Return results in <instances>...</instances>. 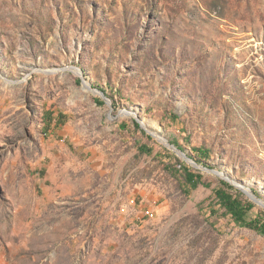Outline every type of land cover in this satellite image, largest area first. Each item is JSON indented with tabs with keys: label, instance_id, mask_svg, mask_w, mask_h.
I'll list each match as a JSON object with an SVG mask.
<instances>
[{
	"label": "rangeland",
	"instance_id": "1",
	"mask_svg": "<svg viewBox=\"0 0 264 264\" xmlns=\"http://www.w3.org/2000/svg\"><path fill=\"white\" fill-rule=\"evenodd\" d=\"M223 182L264 220V0H0V264H264Z\"/></svg>",
	"mask_w": 264,
	"mask_h": 264
},
{
	"label": "trees",
	"instance_id": "2",
	"mask_svg": "<svg viewBox=\"0 0 264 264\" xmlns=\"http://www.w3.org/2000/svg\"><path fill=\"white\" fill-rule=\"evenodd\" d=\"M139 128V125L136 124ZM173 145L185 151L183 146L177 141H171ZM198 155L200 156H208L209 151L204 149H195ZM195 158L194 156H191ZM196 161L198 164H203V160L199 159ZM186 183L190 188L189 191L197 190L201 186L209 188L208 185L202 176L196 175V173L190 171V169H185ZM237 190L233 185L228 182H223V187L215 191V196L218 204L225 209L226 213L231 216L233 221L238 225L251 228L264 236V220L260 217L250 218V213L254 208L252 203H248L243 201L241 196L235 195L233 191ZM257 196H259L258 192H254Z\"/></svg>",
	"mask_w": 264,
	"mask_h": 264
},
{
	"label": "bare ground",
	"instance_id": "3",
	"mask_svg": "<svg viewBox=\"0 0 264 264\" xmlns=\"http://www.w3.org/2000/svg\"><path fill=\"white\" fill-rule=\"evenodd\" d=\"M76 73H77V75H79V76H83V74L78 70V69H73ZM48 72H50V71H46V73H48ZM85 81V80H84ZM84 89L85 90H87L88 92L90 91V92H93V93H96V94H98L99 92H94L93 90H92V88H91V86H90V84L87 82V81H85V87H84ZM99 95V94H98ZM101 95V94H100ZM121 115L122 116H132V117H136L139 121H140V123H141V125L143 126V128H145L152 136H154L156 139H158L160 142H162V143H165V144H167V141L165 140V138L160 134V132L158 131V130H152V129H150V127H149V124L148 123H146V121L144 120V119H140L139 118V116H137L134 112H130L129 110H124L122 113H121ZM219 174V176L221 177V178H225V179H228L230 182H232L234 185H236L237 187H239V188H241L242 190H244L245 192H248V193H250V190H249V188H245V187H243L242 185H240V184H238L236 181H234L233 179H232V177L228 174H226V173H218ZM234 181V182H233ZM250 195L252 196V194L250 193ZM253 197V196H252ZM261 202V201H260Z\"/></svg>",
	"mask_w": 264,
	"mask_h": 264
},
{
	"label": "water",
	"instance_id": "4",
	"mask_svg": "<svg viewBox=\"0 0 264 264\" xmlns=\"http://www.w3.org/2000/svg\"><path fill=\"white\" fill-rule=\"evenodd\" d=\"M77 69H79V68H77ZM80 70V72L83 74V77H82V79H83V83L85 82L84 80L86 79L85 78V74H84V72L81 70V69H79ZM101 94H102V98L109 104V99L107 98V96H106V94L104 93V92H101ZM111 105V104H110ZM112 106V105H111ZM137 116H139L137 113H135ZM140 117V116H139ZM135 120L138 122V123H140L139 122V120L135 117ZM141 125V124H140ZM142 126V125H141ZM168 147H170L171 149H173L174 151H176L178 154H180L184 159H186V161H188L189 163H191L192 165H196L197 167H200V166H198V164H197V162H195L194 160H193V158L192 157H190L184 150H182V149H179L178 147H176L175 145H173V144H171L169 141H167V144H166ZM201 168V167H200ZM213 173H216V174H218V173H220V172H218V171H213ZM223 174H224V172H223ZM228 175V174H227ZM228 181V180H227ZM228 182H230V181H228ZM230 183H232V182H230ZM234 185V184H233ZM236 186V185H235ZM255 198H253V197H251L252 198V200H254L255 202H260L261 200H259L255 195H253ZM256 200H258V201H256ZM262 202V201H261ZM264 203V202H263Z\"/></svg>",
	"mask_w": 264,
	"mask_h": 264
}]
</instances>
